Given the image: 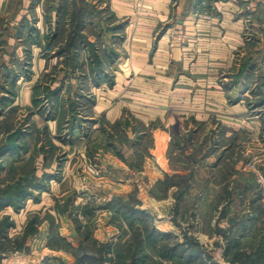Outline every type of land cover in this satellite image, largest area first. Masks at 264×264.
Masks as SVG:
<instances>
[{"label":"rangeland","instance_id":"rangeland-1","mask_svg":"<svg viewBox=\"0 0 264 264\" xmlns=\"http://www.w3.org/2000/svg\"><path fill=\"white\" fill-rule=\"evenodd\" d=\"M113 1L0 0V146L24 130L21 155H0V264H264V0H236L217 37L161 23L154 45L183 44L181 73L162 54L130 71ZM223 1L199 17L219 22ZM103 150L139 183L83 194ZM130 195L143 213L108 206Z\"/></svg>","mask_w":264,"mask_h":264},{"label":"crops","instance_id":"crops-1","mask_svg":"<svg viewBox=\"0 0 264 264\" xmlns=\"http://www.w3.org/2000/svg\"><path fill=\"white\" fill-rule=\"evenodd\" d=\"M144 1H146V4H143L141 0H115V2L113 1L116 7H121V8L124 6L127 7V12L124 13V15L128 16V18L130 19L129 20L130 23L128 24V27L126 29L125 39L128 44L126 49L129 55L132 57V67L130 71H133V73H135L137 69L146 68V67H148L149 70L157 69L158 68L157 63L151 65L152 62L151 63L149 62L150 55L154 58V56L157 57V54L158 55L162 54L164 55V57L169 56L170 57L169 62L171 67H184L183 69H181V71H179L180 73L185 72V69L189 68V65H186L185 58H183L186 52L184 51V49H182L183 44H181L180 42L170 43L167 41V37L165 35L161 37L160 40L157 41L158 44L156 43V45H154V38L156 36V32L158 30L159 25L163 22H166L170 18V16L181 14L179 17L177 16L178 19L181 18V20H178L177 22L184 23L182 30L187 34H190L191 31L198 30L203 32L202 34L209 36L208 33L210 31L212 34H215V37H217L218 29H219L218 27H220V24L222 25L223 20L228 21L232 19L233 17L231 12H233V10L235 11L238 8L236 4V0H227V1H223L225 3H221V2L217 3L216 4L217 10L222 12L225 10L227 11V12H223L222 20L218 22V20H216V17H214L212 20H208L206 18L202 19L203 18L202 16H201L202 18L199 17V14L204 13L205 11V7L202 4H200L199 0H144ZM194 13L196 14V16H194ZM233 19L232 21H235V19L234 20ZM194 20L195 22L193 23ZM190 23H193L191 28L188 27ZM175 25L178 26V24ZM200 27H202L203 29H200ZM231 34L232 33H230L229 35ZM220 39L222 38L219 36L216 39L218 42H214V40L212 41V39L209 38L202 40L203 41L201 43L203 46L202 48H207L203 50L209 52H216L217 54H220V50H219L220 47L217 46ZM208 41L211 42L212 46L210 45V42L206 43ZM228 46L232 47L233 44H228ZM179 59L183 62V64H181ZM128 75H130V73H128ZM178 75L179 73L177 74V76ZM181 86H188V84H182ZM98 91L99 90L97 89V92ZM99 101L96 102L95 108L101 109L102 106L99 104ZM155 101L156 102L154 103L159 102L157 100ZM111 110L108 109L106 114H97V115H103L106 118H110ZM93 115L94 117L96 116V114ZM120 115L121 114H116V116H120ZM137 115H139L138 118L141 121L147 123L151 119L150 116L153 114L140 113ZM135 135L136 134H134V132H132L131 134L128 132L127 135L128 137L126 140L122 141L123 142L122 145L126 143L130 145V143H132V141L134 140L133 137H135ZM101 156H107L109 158L106 159ZM99 159H100L101 167H103L104 165L106 166V169H104L105 170L104 172L102 169L101 171L102 173L97 177L88 174H83V176L80 178L81 185L80 187H77L78 189H80V191L83 192V194L93 193V192L96 193L97 191H99L102 196H106L108 191L119 192L118 189L120 188L118 187V185L125 186L126 188L122 189V191L126 192L128 187L131 188V186H135L139 183L137 176H134L135 174H131V175L128 174V170H126L127 167L126 164L118 160L110 152L105 151L104 153V150L101 151ZM103 160L105 163H103ZM146 163L147 165H145L144 170L142 172H149L151 176H148V179L149 181L152 180L153 183L154 181H156L157 178L161 177V174H158L155 168L150 167L151 165L149 162ZM109 164H112L113 166L110 167L108 170ZM119 165L121 166L119 170H113L118 168ZM127 169L129 168L127 167ZM131 171L132 173H134L133 170ZM73 178H75L74 175ZM139 186H141V184H139ZM144 193L145 191H143V187H140L139 194H144ZM148 200L150 201V198H148ZM143 201H146V199L144 198Z\"/></svg>","mask_w":264,"mask_h":264},{"label":"trees","instance_id":"trees-1","mask_svg":"<svg viewBox=\"0 0 264 264\" xmlns=\"http://www.w3.org/2000/svg\"><path fill=\"white\" fill-rule=\"evenodd\" d=\"M55 116L53 114H48L47 119L50 118H54ZM24 130L22 129H16L13 133H11L9 136V140L5 141L4 143L1 144L0 146V155H6L8 153L15 155V153L17 155H21V151H22V146L20 143V137L18 138V133H23ZM21 135V134H20ZM142 137V136H141ZM20 192V191H19ZM19 192H17L16 194H19ZM26 193L25 190L21 192V194ZM180 194V193H179ZM132 199V196L130 195V197L128 198V201L126 202V200H124L122 197L118 198L117 202L114 201L115 199H113L112 201L109 202L108 206H112L113 204H115L116 206H119L120 209H127L129 211L130 214H135L138 215L139 213H143L144 210H140L139 208H137L135 205H130V200ZM4 202H10V199L5 198L1 200V203ZM136 203V200L134 199V204Z\"/></svg>","mask_w":264,"mask_h":264}]
</instances>
